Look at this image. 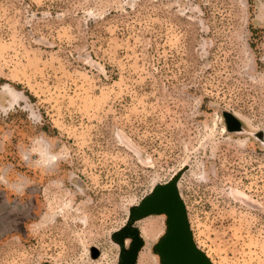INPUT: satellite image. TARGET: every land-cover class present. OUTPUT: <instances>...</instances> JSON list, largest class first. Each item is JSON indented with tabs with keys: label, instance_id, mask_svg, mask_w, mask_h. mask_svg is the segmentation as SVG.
Instances as JSON below:
<instances>
[{
	"label": "rangeland",
	"instance_id": "1",
	"mask_svg": "<svg viewBox=\"0 0 264 264\" xmlns=\"http://www.w3.org/2000/svg\"><path fill=\"white\" fill-rule=\"evenodd\" d=\"M165 184L264 264V0H0V264H117Z\"/></svg>",
	"mask_w": 264,
	"mask_h": 264
},
{
	"label": "water",
	"instance_id": "2",
	"mask_svg": "<svg viewBox=\"0 0 264 264\" xmlns=\"http://www.w3.org/2000/svg\"><path fill=\"white\" fill-rule=\"evenodd\" d=\"M227 129L226 125L224 126ZM166 215V230L156 248L162 264H211L210 260L193 243L185 205L172 184L158 185L133 211L137 217L148 214ZM130 249L120 255L117 264H135L142 245L139 231H132Z\"/></svg>",
	"mask_w": 264,
	"mask_h": 264
},
{
	"label": "bare ground",
	"instance_id": "3",
	"mask_svg": "<svg viewBox=\"0 0 264 264\" xmlns=\"http://www.w3.org/2000/svg\"><path fill=\"white\" fill-rule=\"evenodd\" d=\"M165 223L164 213L150 214L146 217L145 224L140 227L144 243L137 253V264H161L159 257L151 252L150 245L164 233Z\"/></svg>",
	"mask_w": 264,
	"mask_h": 264
},
{
	"label": "trees",
	"instance_id": "4",
	"mask_svg": "<svg viewBox=\"0 0 264 264\" xmlns=\"http://www.w3.org/2000/svg\"><path fill=\"white\" fill-rule=\"evenodd\" d=\"M223 114L229 120V123H228V121L225 122V125H226L227 129L230 130V131L237 130V128H238L237 126L240 124L239 119L235 115L230 113V112H224Z\"/></svg>",
	"mask_w": 264,
	"mask_h": 264
}]
</instances>
